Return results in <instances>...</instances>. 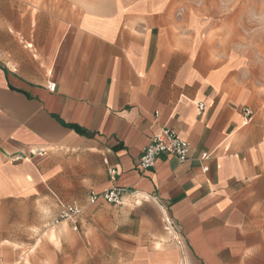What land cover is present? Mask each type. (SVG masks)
Returning a JSON list of instances; mask_svg holds the SVG:
<instances>
[{
    "label": "crops",
    "instance_id": "crops-1",
    "mask_svg": "<svg viewBox=\"0 0 264 264\" xmlns=\"http://www.w3.org/2000/svg\"><path fill=\"white\" fill-rule=\"evenodd\" d=\"M164 2L63 17L0 0V264H264V116L198 53V23L193 41L174 34ZM163 128L190 158L143 171ZM113 187L121 205L90 203ZM30 247L37 260L17 261Z\"/></svg>",
    "mask_w": 264,
    "mask_h": 264
},
{
    "label": "rangeland",
    "instance_id": "rangeland-1",
    "mask_svg": "<svg viewBox=\"0 0 264 264\" xmlns=\"http://www.w3.org/2000/svg\"><path fill=\"white\" fill-rule=\"evenodd\" d=\"M37 7L46 11L61 7L63 17L68 11L81 17L86 11L100 8L109 11L115 7H125L137 0H31ZM252 1V0H251ZM262 5L264 0H255ZM171 6L170 18L174 23L177 37L194 40L192 22L200 25L197 31L198 53L204 55L211 68H227L224 86L230 87L236 97H241L245 105L257 114L264 116V13L262 7L258 13L236 14V3L230 0H165ZM245 0H239L238 6ZM245 7V6H244ZM244 7L242 9H244ZM252 7H250L251 9ZM247 23L256 26L242 28ZM201 40V41H199ZM241 59L240 65L233 64L235 56ZM18 248V246H15ZM24 252V251H22ZM38 249L30 247L17 261L30 263L37 260Z\"/></svg>",
    "mask_w": 264,
    "mask_h": 264
},
{
    "label": "built area",
    "instance_id": "built-area-1",
    "mask_svg": "<svg viewBox=\"0 0 264 264\" xmlns=\"http://www.w3.org/2000/svg\"><path fill=\"white\" fill-rule=\"evenodd\" d=\"M55 88L56 85L52 84L49 87V90L55 91ZM200 108L204 109V105H201ZM245 112L247 117H250L252 114L248 110ZM191 151L192 147L189 142L180 137L175 131L163 128L160 129L156 135H154L151 143L142 151L139 158V167L143 171L153 169L157 160L164 155L174 156L179 162L183 163L189 160ZM208 157L209 156L207 154H204L202 159L205 160ZM204 170L208 171V168H205ZM111 173H115V171H112ZM124 193V189L114 187L100 194L92 191L89 200L91 204H95L102 198L108 204L121 205ZM80 213L81 210L75 203L62 205L60 219L74 220ZM166 225V230L171 231V223L169 220L166 221ZM74 229H77V227ZM180 264L185 263L182 262Z\"/></svg>",
    "mask_w": 264,
    "mask_h": 264
}]
</instances>
